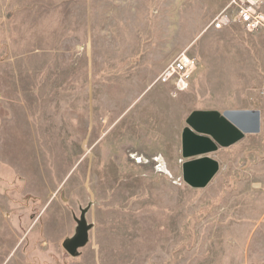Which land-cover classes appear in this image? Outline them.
<instances>
[{"label": "rangeland", "instance_id": "1", "mask_svg": "<svg viewBox=\"0 0 264 264\" xmlns=\"http://www.w3.org/2000/svg\"><path fill=\"white\" fill-rule=\"evenodd\" d=\"M118 1L0 0V264H246L264 31L212 29L228 0ZM181 51L198 65L176 91L156 79ZM228 109L259 111V131L209 154L217 172L191 187L186 119Z\"/></svg>", "mask_w": 264, "mask_h": 264}, {"label": "water", "instance_id": "2", "mask_svg": "<svg viewBox=\"0 0 264 264\" xmlns=\"http://www.w3.org/2000/svg\"><path fill=\"white\" fill-rule=\"evenodd\" d=\"M187 127L181 135V154L189 158L181 165L182 178L191 187L207 185L217 172L219 163L209 154L219 147H227L238 141L243 134L257 133L260 114L257 110L228 109L195 110L186 119ZM86 226L81 223L79 235L71 239L65 250L73 255L76 248L85 244Z\"/></svg>", "mask_w": 264, "mask_h": 264}, {"label": "built area", "instance_id": "3", "mask_svg": "<svg viewBox=\"0 0 264 264\" xmlns=\"http://www.w3.org/2000/svg\"><path fill=\"white\" fill-rule=\"evenodd\" d=\"M232 26H239L247 33L264 31V0H228L212 19L210 27L221 30ZM197 65L194 57L181 51L162 69L156 81L171 84L176 91H184Z\"/></svg>", "mask_w": 264, "mask_h": 264}, {"label": "crops", "instance_id": "4", "mask_svg": "<svg viewBox=\"0 0 264 264\" xmlns=\"http://www.w3.org/2000/svg\"><path fill=\"white\" fill-rule=\"evenodd\" d=\"M142 0H119L118 8L119 12H128L137 14L138 12H142L140 8ZM139 6L138 10L137 7ZM147 8V7H146ZM148 9V8H147ZM166 9V6H165ZM147 11V10H146ZM162 71V70H161ZM160 71V72H161ZM256 170V169H255ZM259 170V169H257ZM262 176L260 177L259 185L258 183H253L252 186L258 188L256 195L258 196V204H261L263 207L261 216L257 217V220L252 222L249 233H246L244 247H245V255H246V264H264V241L260 239H264V168H260ZM261 188V189H260ZM261 199V200H259ZM260 206V207H261Z\"/></svg>", "mask_w": 264, "mask_h": 264}]
</instances>
